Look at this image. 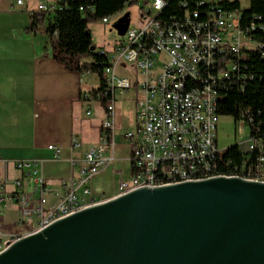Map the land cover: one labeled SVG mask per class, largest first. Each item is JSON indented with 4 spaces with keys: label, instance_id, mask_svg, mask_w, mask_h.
<instances>
[{
    "label": "built area",
    "instance_id": "built-area-1",
    "mask_svg": "<svg viewBox=\"0 0 264 264\" xmlns=\"http://www.w3.org/2000/svg\"><path fill=\"white\" fill-rule=\"evenodd\" d=\"M129 2L150 6L141 15L144 22L128 28L111 51L97 48L108 59L103 69L104 88L81 94L83 101L104 99L99 143L81 157L71 158L77 174L60 182L61 192L55 193L57 199L50 205H46L50 190L42 177H35L32 193L18 190L19 179L13 182L15 189L8 197L20 209L17 225L24 231L11 235L4 243L0 241V252L60 218L110 199L101 196L96 200L89 182L113 161L116 95L128 91L135 94L134 127L122 137L130 144V175L118 181L114 197L143 187L212 177L264 182V140L257 135V128L255 135L248 131L247 140L235 144L243 158L240 165L225 159L228 147L221 151L216 141L221 89L224 91L227 84L243 88V82L250 78L251 56L264 58L260 17L251 16L242 23L243 9H226L221 0H178L180 13L168 17L161 13L169 1ZM23 4L16 0L12 10ZM56 5V1L50 6L38 3L29 12H52ZM110 17L98 22L106 24ZM118 67L127 68L131 75H116ZM90 73L86 70L80 75ZM250 122L249 111L241 113L240 124ZM71 145L74 149L80 147L77 138H72ZM36 165V161L14 164L21 172L31 169L33 175L37 173ZM3 235L0 233V239Z\"/></svg>",
    "mask_w": 264,
    "mask_h": 264
},
{
    "label": "water",
    "instance_id": "water-1",
    "mask_svg": "<svg viewBox=\"0 0 264 264\" xmlns=\"http://www.w3.org/2000/svg\"><path fill=\"white\" fill-rule=\"evenodd\" d=\"M0 264H264V182L139 188L14 241Z\"/></svg>",
    "mask_w": 264,
    "mask_h": 264
},
{
    "label": "crops",
    "instance_id": "crops-1",
    "mask_svg": "<svg viewBox=\"0 0 264 264\" xmlns=\"http://www.w3.org/2000/svg\"><path fill=\"white\" fill-rule=\"evenodd\" d=\"M33 9L25 7L11 11L9 6L0 3V200L13 201L19 214L18 205L8 197L15 189L13 182L19 179L21 188L18 190L32 193L33 181L40 176L50 190L46 205L55 202V193L61 192L60 182L77 174V169L71 166V158L81 157L89 147L99 143L103 118L99 101L81 99L85 91L80 73L68 70L54 60L48 36L41 29L43 26L35 32L28 29L29 10ZM131 92L127 120L132 122L133 129L135 94L134 91L126 94ZM123 94L116 95L115 108L119 98L125 102ZM84 103L93 108L83 110ZM86 110L90 111L87 116L91 118H85ZM114 123L116 132V111ZM125 131L120 134V139ZM72 138L78 139L80 147H72ZM124 143L128 145L130 155V144L122 137L119 145L124 147ZM115 150L116 140L112 163ZM19 161H36V175L30 172L31 169L17 170L14 164ZM116 169L114 172L118 171ZM100 173L89 182L91 195L96 200L101 196L114 197L119 180L107 192L100 191L94 183ZM129 175L130 169L125 179ZM19 217L6 221L0 212V226L17 224Z\"/></svg>",
    "mask_w": 264,
    "mask_h": 264
},
{
    "label": "trees",
    "instance_id": "trees-1",
    "mask_svg": "<svg viewBox=\"0 0 264 264\" xmlns=\"http://www.w3.org/2000/svg\"><path fill=\"white\" fill-rule=\"evenodd\" d=\"M166 1L169 3L162 11V16L168 17L173 13H180L178 0ZM56 4L52 12H29L28 29L35 32L43 26L41 29L48 36L54 52V60L68 70L79 73L89 70L96 74L98 86L90 92L102 91L103 69L108 66V59L104 54H99L95 48L89 24L135 3H127V0H56ZM220 4L226 9H241L238 0H221ZM251 16L260 17L258 22L264 25V0H249L248 7L243 9L242 23L248 21ZM249 63L253 66L248 69L250 78L243 82V88L227 84L224 91L221 89L218 113L233 116L240 122L241 113L248 110L251 122L245 125L248 127L249 134L255 135V128H257V135L264 140V58L260 59L258 54H255L251 56ZM100 103L103 107L104 99H101ZM223 156L238 165L243 160L235 144L229 146Z\"/></svg>",
    "mask_w": 264,
    "mask_h": 264
},
{
    "label": "rangeland",
    "instance_id": "rangeland-1",
    "mask_svg": "<svg viewBox=\"0 0 264 264\" xmlns=\"http://www.w3.org/2000/svg\"><path fill=\"white\" fill-rule=\"evenodd\" d=\"M23 5L18 6L17 8H36L38 3H45L50 6L56 0H22ZM241 9H246L248 7L249 0H239ZM16 0H0L1 4H5L12 8L15 6ZM141 4V2H139ZM134 4L131 6H125L119 12L111 15L109 22L106 24H101L100 22H94L89 24V29L91 32V37L95 48L103 47L107 51H111L115 42L121 40L123 38V33L128 28H135L140 26L144 22V18L141 16L145 14L146 11L150 8V6H141L140 4ZM142 7V8H141ZM15 11H17L15 9ZM19 12V11H18ZM25 13V12H24ZM25 15V14H24ZM27 15V13H26ZM123 32V33H122ZM116 75L122 76L131 75V72L127 68H117ZM84 84L83 90L85 92H89L92 88H96L98 86V77L96 74L90 73L89 75L83 76ZM130 92V91H129ZM125 92V102H121L119 98L116 104V132H115V140H116V150H115V160L114 162L104 169L94 180L96 186L100 191L107 192L106 190H110L113 188L115 183L118 180L125 179L129 174V161H128V145L124 143V147L119 144L122 142V136L120 139V134L127 130L132 129V122L128 121V117L130 116V108H131V96L130 94H126ZM123 94V95H124ZM119 97L120 95L117 94ZM92 103V102H91ZM93 104V103H92ZM83 110L87 108H93L90 104H83ZM89 117L85 115V118ZM91 118V117H89ZM248 137V127L245 124H240L239 121H236L233 116H224L219 115L216 127V141L217 147L219 150L223 151L227 147L243 142L247 140ZM114 168H117V172H114ZM0 212L3 214L4 220H16L20 215L16 205L13 201L3 200L0 201ZM24 227H18L17 224L14 225H1L0 231L5 234L0 239L2 243L6 242L8 239H11V235L16 236L18 233L23 232Z\"/></svg>",
    "mask_w": 264,
    "mask_h": 264
}]
</instances>
